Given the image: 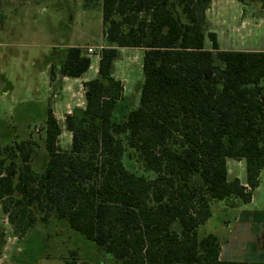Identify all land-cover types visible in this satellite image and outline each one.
Segmentation results:
<instances>
[{"label": "trees", "instance_id": "16d2710c", "mask_svg": "<svg viewBox=\"0 0 264 264\" xmlns=\"http://www.w3.org/2000/svg\"><path fill=\"white\" fill-rule=\"evenodd\" d=\"M210 2L83 0L100 4L107 46L99 75L84 83L85 108L66 115L71 147L60 146L49 106L41 169L32 163L37 141L14 137L13 128L0 140V202L21 233L37 222L35 210L43 222L65 219L115 264H264L221 259L219 237L199 232L210 197L249 203L264 169V51L221 50L207 27ZM121 47L144 54L139 106L119 120L124 85L112 69ZM90 65L69 46L49 74L78 78ZM125 144L153 177L126 166ZM228 158L246 161V184L229 179Z\"/></svg>", "mask_w": 264, "mask_h": 264}, {"label": "rangeland", "instance_id": "374dc122", "mask_svg": "<svg viewBox=\"0 0 264 264\" xmlns=\"http://www.w3.org/2000/svg\"><path fill=\"white\" fill-rule=\"evenodd\" d=\"M232 11L236 16L240 14L239 9L237 12ZM105 44L107 39L99 3L84 7L83 0H0V67L7 73L6 85L0 87V96L4 91L8 92L4 102H0V140H6L10 134L8 131L13 128L14 137L37 141L39 146L32 162L35 169H41L45 155L44 108L53 101H61V111L64 112L68 102L84 100L80 79L71 78L69 90L64 89L65 83L62 86L50 85L51 64H57L69 46L77 45L93 64L83 78H96L99 75L100 47ZM257 46L264 48V42L259 41ZM87 47H92L94 52L89 53ZM143 54L140 48L121 47L114 60L113 75L125 85V98L119 102L116 110L119 120L126 119L129 111L139 106ZM54 94L58 97H54ZM32 97L38 98L40 103L29 102L21 107L12 103L23 98L30 101ZM27 117L33 118L31 122L24 120ZM61 121L60 118L63 131L59 144L69 149L71 134L65 122ZM125 145L126 166L153 177L152 171H146L131 158L132 150ZM229 168V177L246 182L245 160L230 159ZM209 200L212 215L200 225V234L214 232L221 241L230 236L235 240L233 258L264 261V220L254 222V228L244 219L240 224L236 221L251 210H260L264 215V170L251 202L243 203L240 198L220 200L210 197ZM34 215L37 222L20 240L26 232L21 233L22 229L10 221L0 202V264H31L34 261L39 264H67L71 260L115 264L98 252V244L70 228L65 219L55 217L48 223L42 221L43 212L34 210ZM174 228L180 229L177 221Z\"/></svg>", "mask_w": 264, "mask_h": 264}, {"label": "crops", "instance_id": "0c3cea01", "mask_svg": "<svg viewBox=\"0 0 264 264\" xmlns=\"http://www.w3.org/2000/svg\"><path fill=\"white\" fill-rule=\"evenodd\" d=\"M238 9H239L240 14L238 16H236V14L233 13L232 10H234V12H237ZM206 20H207L208 31L216 33L217 40L219 43V47L221 50L264 51L263 47L257 46L259 41L261 43L264 42V3H263V0H253V1L245 2V3H243L239 0H211L208 8L206 10ZM104 46H107V44L101 46L100 49ZM205 46L208 49L211 48V42L207 37L205 40ZM140 49H142L144 51L143 48H140ZM118 50H119V48H118ZM1 53L2 52H0V54ZM92 65L93 64L91 63L90 67ZM0 66H1V64H0ZM90 67H89V69H90ZM98 67H99V58H98ZM98 67H97V69H98ZM85 73L81 77L76 78V79H78V80L80 79L82 81V91L84 94V96H83L84 100L77 102V103L68 102L66 104V110L64 112L61 111V108L63 107V103L61 101H58V102L53 101L52 103L48 104V106L52 108L53 113H54L56 119L58 120L59 124H60V118L62 120L61 122H65L66 115L72 113L76 108H82V109L85 108L86 100H85L84 83L90 79V78H88V79L83 78ZM6 76H7V73L5 72L4 68L0 67V87L1 86L3 87L6 85V82H7ZM114 77L117 78L116 76H114ZM49 78H50V85L51 86H53V85L56 86L57 84L62 86V84L65 83L64 89L69 90L70 89L69 81H71L70 79L73 77L63 76L59 72H56V76L54 78H51L50 74H49ZM123 85H124V83H123ZM7 93H8L7 91H4V94H1L0 102H4V100H5L4 97L6 96ZM54 97H58V95L54 94ZM124 98H125V85H124ZM26 99L27 98H23L21 100L14 101L12 103H13V105H16L17 107L18 106L21 107L25 104H28L29 102L34 103V104L39 102V99L36 97H32L30 99V101H28V99L27 100ZM60 126H61V133H62L63 126L61 124H60ZM70 134H71V132H70ZM71 142H72V134H71ZM230 159H233V158H228V160H227L228 177L230 174V168H229ZM233 160H239V159H233ZM241 160H244V159H240L239 161H241ZM263 170L261 171V174H262ZM261 174H260V178H261ZM229 179H233V178L229 177ZM242 183L246 184V182H242ZM254 191H253V194H254ZM252 199H253V196H252ZM248 212H250V213H248L247 215H244V217H242V215H241L239 217V219H236L238 224H240L241 221L244 219V221H246L250 227L254 228L255 227L254 222H259V221L264 220V215L260 210H251ZM53 218H55V216L51 217L50 221ZM236 229H237V227L234 229V231H236ZM206 233H208V232H206ZM26 234H27V232L21 236L20 240H22ZM234 243H235V240L233 238H231L230 236L228 237L227 240H224V241L220 240V244H221L220 257H221V259L234 260V261H245L243 259L239 260L238 258L232 257L233 254H235ZM18 250H21V248H19ZM98 250H99L98 252L100 254H103L104 256H106L105 258L110 257L109 255L104 253L103 249L100 246H99ZM25 264H27V263H25ZM31 264H39V262L34 261ZM92 264H102V263L93 262ZM104 264H106V263H104Z\"/></svg>", "mask_w": 264, "mask_h": 264}, {"label": "built area", "instance_id": "2783aa9c", "mask_svg": "<svg viewBox=\"0 0 264 264\" xmlns=\"http://www.w3.org/2000/svg\"><path fill=\"white\" fill-rule=\"evenodd\" d=\"M87 51H88L89 53H92V52H94V49H93L92 47H87Z\"/></svg>", "mask_w": 264, "mask_h": 264}]
</instances>
